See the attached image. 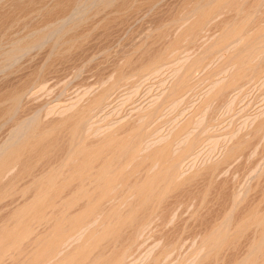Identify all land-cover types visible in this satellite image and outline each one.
<instances>
[{"label":"rangeland","instance_id":"obj_1","mask_svg":"<svg viewBox=\"0 0 264 264\" xmlns=\"http://www.w3.org/2000/svg\"><path fill=\"white\" fill-rule=\"evenodd\" d=\"M262 34L264 0H0V235L14 224L32 232L25 227V239L0 264H26L58 222L71 233L49 264L73 255L82 264L118 255L122 264H264V224L246 218L264 213V131L255 135L264 119V48L250 62L257 77L213 97L236 72L234 57ZM183 77L186 88L171 99ZM161 101L133 161L120 162L128 166L120 175L127 188H115L122 192L176 159L160 184L164 191L168 182L165 193L137 207V221L117 229L103 219L116 202L128 210L134 195L102 202L78 221L84 200L66 211L30 207L50 163L67 151L72 115L86 110L82 143L93 149L146 122ZM238 142L244 147L233 153ZM168 144V159L150 158ZM107 227L115 233L102 236Z\"/></svg>","mask_w":264,"mask_h":264},{"label":"bare ground","instance_id":"obj_2","mask_svg":"<svg viewBox=\"0 0 264 264\" xmlns=\"http://www.w3.org/2000/svg\"><path fill=\"white\" fill-rule=\"evenodd\" d=\"M223 2V1H222ZM225 2V1H224ZM256 2V1H255ZM255 2H252V3H255ZM226 3V2H225ZM204 4V3H203ZM257 4V3H256ZM255 4V5H256ZM208 5V4H207ZM206 5V6H207ZM233 5V4H232ZM198 6V5H197ZM205 6V5H204ZM211 6V5H210ZM203 7V6H202ZM208 7V6H207ZM257 7V6H256ZM210 8V7H209ZM197 9V8H195ZM213 9V8H212ZM255 11V9H254ZM196 12V11H195ZM198 12V11H197ZM204 13V12H203ZM207 13V11H206ZM210 14V13H209ZM200 17V16H199ZM248 18V17H247ZM247 22V21H246ZM245 22V23H246ZM204 23V21H203ZM249 23V21H248ZM247 23V24H248ZM246 24V25H247ZM237 26V25H236ZM240 26V25H239ZM260 26V25H259ZM242 27V26H241ZM236 28V27H235ZM239 28V27H238ZM243 28V27H242ZM240 28V30L242 29ZM245 28V26H244ZM263 29V27H261ZM247 30V29H246ZM258 30V29H257ZM263 31V30H262ZM242 32V31H240ZM239 33V30L238 32ZM245 33V32H244ZM254 33V32H252ZM263 33V32H262ZM225 34V37L227 36L226 33ZM230 33H228L229 35ZM246 34V33H245ZM238 35V34H237ZM250 35V34H248ZM260 35V34H259ZM258 35V37H259ZM264 35V34H262ZM239 36V35H238ZM256 36V35H255ZM243 38V36H241ZM245 37V36H244ZM249 36H247L246 39H248ZM262 37V36H260ZM259 37V38H260ZM224 38V37H223ZM231 38V37H230ZM235 38V37H234ZM255 38V37H254ZM226 39V38H224ZM45 40V39H44ZM217 40V39H216ZM223 40V39H222ZM228 40V39H227ZM226 40V41H227ZM233 40V39H232ZM245 41V40H244ZM248 41V40H247ZM44 42V41H43ZM225 42V41H224ZM222 42V43H224ZM221 43V42H220ZM221 43V44H222ZM226 43V42H225ZM248 43V42H247ZM218 44V43H217ZM247 45V44H246ZM19 47V46H18ZM30 48V47H29ZM246 48V47H245ZM262 48H264V39H258V40H255V39H251V42H249V45H247V48L245 49V51H243L242 54H240L239 52V55L237 53L238 56H235L234 57V63L237 65V70L236 72L233 71V75L232 77H230V81L222 86L218 91H216V93L214 94V98L216 96H220L225 90H228L230 88H236L235 86H237L240 81L244 80L245 79H248V77H257L259 74V72H257L256 70V65H251L250 62L252 61V59H254L257 55H258V52L259 50H261ZM15 50V49H14ZM23 50V49H21ZM25 50V49H24ZM217 50V49H216ZM243 50V48H242ZM241 50V51H242ZM20 51V49H19ZM238 52V51H237ZM13 54V53H12ZM210 54V53H209ZM206 56V55H205ZM204 56V57H205ZM230 56V55H229ZM208 58V57H207ZM256 60V59H255ZM259 62V61H258ZM194 63V62H193ZM195 65V64H194ZM193 65V66H194ZM200 66V65H199ZM188 67V66H187ZM260 67V66H258ZM262 68V66H261ZM221 69V68H220ZM189 70H192V69H188ZM264 70V69H263ZM262 71V70H261ZM213 72V71H212ZM121 73V72H120ZM193 73V72H191ZM263 73V72H262ZM184 75V74H183ZM187 75V74H186ZM213 75V74H212ZM189 76V75H188ZM189 79H187V77H183L181 78L178 83L174 86V88L171 90V94L170 95H167L169 97H171V99L173 98L174 95H176L178 93V91L180 92V90L185 87V84H186V81H188ZM249 80V79H248ZM225 82V81H224ZM117 83V82H116ZM241 84V83H240ZM239 84V86H240ZM244 85V84H243ZM111 88V87H110ZM109 89V88H108ZM227 92V91H225ZM224 92V93H225ZM182 93V92H181ZM100 94V93H99ZM108 94V92H103V94H101V96L99 95L98 98H96V100L94 101L93 105L94 104H97L99 102H101L102 100H104L106 97V95ZM226 94V93H225ZM228 94V93H227ZM108 97V96H107ZM167 98V100H169L170 98ZM213 97H211V101L214 102V100L212 99ZM177 98V97H176ZM217 98V97H216ZM93 99V98H92ZM166 99V98H165ZM174 99V98H173ZM222 100V99H221ZM220 100V101H221ZM163 101V100H162ZM160 102V104H158L157 107H155V109H150L148 111V114L147 112L145 114H147L146 116L143 117L144 118H147V121L144 122V123H141V125L139 126H133V127H130V130H126L128 133L125 132V136H118V137H109L108 140H106L104 143H102V145L98 146V147H93V149H91L92 147H89L85 144H83V138H82V130H81V127L83 125V123L85 122L86 120V110L85 111H82V112H78L77 114H74L72 115V118L69 120V134L67 133V137L70 138V139H67L69 140L68 142L66 143H69V146L65 147V149L67 148V151H64V155L63 156H60L59 159H57L55 162L53 163H50L51 165L49 166L50 169H48L46 172L45 175H46V179H42V181L44 183H40L41 186H38V189L36 187V196H35V199L33 202V204L30 206V207H34V208H42V206H47L46 208H49L51 206L56 208L59 207L58 205L60 204V206H62V208L65 210V209H71V207L75 206V205H81L79 203H81V201L84 202L82 203L83 205V209L79 211V213H81L78 217H77V221L82 219L84 215L86 214H89V213H92L93 210L96 208V207H99V204H101L102 202H111V201H116V200H120V199H126L128 198L129 196L131 195H134L135 198H136V202L134 204H132V202L130 204H126L127 206H129L128 210L126 211H123L124 213H122L121 211V207L123 206V204H125L124 202L122 201H119V202H116L114 204H112V206L109 208L108 212L105 214L104 218L106 220V222L108 221V224H110V226L112 225V227H114L113 224H116V227L118 224H120L121 226L124 224L126 225L127 223L128 224H131L130 222L128 221H134L136 219V217L138 216V210H137V207H140L141 205L143 206L144 204H146V202L148 200H150L152 197L155 198V196H158L161 194V192L163 191V188L160 189L162 183H164V181L166 180L165 178V173H166V176H168V172L170 170H172L173 168H175V165H176V159L172 160V161H169V164L168 166L165 168L164 171H159L158 173L154 174V175H151V176H148L144 181L142 182H139L138 184H133L131 185L130 183V189L131 190H123L122 192L120 191H115V188L119 185L117 184H122L123 186H126L127 188V182L128 180H123L122 177H120V175L124 172L127 164L125 165L124 163L120 164V162L122 161L123 158H125L126 156H128V158H130V160L132 159V157L135 156L137 150H138V145H139V142L138 141H141V138L144 136V127L145 125L149 122L150 119H152V117L154 115L157 114V116H159V112H161V107H163L162 105L163 104H166L164 102ZM166 102V100H164ZM209 101V100H206V102ZM210 101V102H211ZM92 102V101H91ZM102 103V102H101ZM100 103V104H101ZM205 103V102H204ZM92 105V103L90 104ZM92 105V106H93ZM157 104H155L156 106ZM237 105V104H236ZM99 106V104H98ZM88 107V106H87ZM91 107V106H90ZM88 107V108H90ZM154 107V106H153ZM166 107V106H165ZM92 108V107H91ZM90 108V110H91ZM12 109V108H11ZM89 110V109H88ZM89 110V111H90ZM88 112V111H87ZM197 113V112H196ZM200 114V113H199ZM140 116V114H139ZM32 119V117L30 118ZM67 120V119H66ZM142 121V120H141ZM63 122V121H62ZM139 122V121H138ZM68 123V122H67ZM150 123V122H149ZM66 125V124H65ZM147 126V125H146ZM186 126V129H187V125ZM184 126V127H185ZM26 127V126H25ZM68 127V126H67ZM129 129V128H128ZM185 129V128H184ZM183 129V130H184ZM51 130V129H50ZM68 130V129H67ZM146 130V129H145ZM181 130V129H180ZM38 131V130H37ZM53 131V130H52ZM264 131V119L258 124V126L256 127L255 129V135H258L256 133H259V132H262ZM24 132V130H23ZM29 132V131H28ZM39 132V131H38ZM47 132V131H46ZM51 132V131H50ZM184 132V131H183ZM203 132V131H202ZM21 133V132H20ZM25 134L27 132H24ZM84 133V132H83ZM23 134V135H25ZM32 134V133H31ZM117 134V133H116ZM22 135V136H23ZM180 135H181V132H180ZM56 136V135H55ZM177 137V134L175 135ZM43 137V136H41ZM40 137V138H41ZM45 137V136H44ZM46 137L47 134H46ZM45 137V138H46ZM60 137V136H59ZM63 137V136H62ZM40 138H38L40 140ZM20 139V138H19ZM50 139V138H48ZM47 139V141H49ZM56 139V138H55ZM195 139V138H194ZM198 139V138H197ZM21 140V139H20ZM37 140V138H36ZM42 140V139H41ZM40 140V141H41ZM45 140V139H44ZM61 140V139H60ZM39 141V142H40ZM46 141V140H45ZM51 141V139H50ZM55 141V140H54ZM192 141V140H191ZM247 141V139H246ZM17 142V140H16ZM53 142V140H52ZM84 142H86L84 140ZM195 142V141H194ZM193 141L191 143H194ZM240 142V141H239ZM238 142V143H239ZM244 142V141H243ZM42 143V142H41ZM51 143V142H50ZM198 143V142H197ZM251 143V142H250ZM45 144V143H44ZM243 144V143H242ZM242 144H237L235 146V148L233 149V153H237L241 147H244V146H240ZM13 145V144H12ZM32 145V144H31ZM51 145V144H50ZM56 145V144H55ZM67 145V144H66ZM142 145V144H141ZM139 145V146H141ZM189 145H192V144H189ZM188 145V147L190 148V146ZM195 145V144H194ZM11 146V145H10ZM33 146V145H32ZM43 146V144H42ZM165 146V145H164ZM162 147L161 149L157 150L156 152H154V154L150 157L152 160H157L158 163L159 162H163V161H160V160H163V159H168L167 157H169L170 153V148L173 146L168 144L167 146L165 147ZM25 147V146H24ZM45 147V145L43 146ZM47 147V146H46ZM187 147V148H188ZM193 147V146H191ZM234 147V146H232ZM246 147V146H245ZM26 148V147H25ZM28 148V147H27ZM30 148V147H29ZM36 148V147H35ZM54 148V147H53ZM140 148V147H139ZM185 148V147H184ZM11 149V148H10ZM44 149V148H43ZM50 149V148H49ZM64 149V150H65ZM5 150V149H4ZM45 150V149H44ZM53 150V149H52ZM174 150V149H173ZM190 150V149H189ZM8 151V149H7ZM19 151V150H18ZM17 151V152H18ZM35 151V150H34ZM38 151V150H37ZM63 151V150H62ZM188 151V150H187ZM6 152V151H5ZM16 152V154H17ZM20 152V151H19ZM49 152V151H48ZM4 153V152H3ZM7 153V152H6ZM10 153V152H9ZM15 153V152H14ZM23 153V152H22ZM184 154V153H183ZM1 155V154H0ZM20 154L18 155H15V156H19ZM9 156V155H8ZM11 156V155H10ZM14 156V155H13ZM12 156V157H13ZM14 156V158H16ZM39 156V155H38ZM179 156V155H178ZM182 156V155H181ZM188 156V155H187ZM231 156V155H230ZM10 157V159H12V161L14 160V158ZM59 157V155H58ZM57 157V158H58ZM149 157V156H148ZM180 157V156H179ZM178 157V159H179ZM233 157V156H232ZM7 158H8V161L10 160L9 157H6V161H7ZM149 158V159H150ZM55 159V158H54ZM1 160V159H0ZM26 160V159H25ZM129 160V159H128ZM148 160V158H147ZM170 160V159H169ZM133 161V159H132ZM228 161V160H227ZM5 162V159L4 161L2 160L1 161V166L4 167L2 165V163L4 164ZM11 163V160L9 161ZM8 163V165L10 164ZM157 163V164H158ZM167 163V162H166ZM165 163V165H166ZM135 164V163H134ZM7 165V164H5ZM25 165V164H24ZM49 165V164H48ZM136 166V165H135ZM152 166V165H151ZM1 167V168H2ZM128 167V166H127ZM145 168V167H144ZM152 168V167H150ZM42 169V168H41ZM137 169V166L136 168ZM6 170V168H5ZM31 171V170H30ZM43 171V170H42ZM127 171V170H126ZM131 171V170H130ZM151 171V170H150ZM149 171V172H150ZM5 172V171H4ZM133 172V171H132ZM4 174V173H2ZM124 174V173H123ZM129 174V173H127ZM132 174V173H131ZM130 174V175H131ZM138 174V173H137ZM136 174V175H137ZM146 174V173H145ZM176 174V172H175ZM44 175V176H45ZM126 175V174H125ZM2 176V175H1ZM176 176V175H175ZM125 177V176H124ZM127 177V176H126ZM139 177V176H138ZM127 179V178H126ZM139 179V178H138ZM169 179V177H168ZM170 179H172L170 177ZM171 181V180H169ZM41 182V181H40ZM167 182V181H166ZM172 182V181H171ZM137 183V182H136ZM168 183V182H167ZM164 184L166 185V188H167V185L168 184ZM170 183V182H169ZM117 185V186H116ZM173 185V184H172ZM163 186V185H162ZM171 186V185H170ZM119 188V187H117ZM165 188V190H166ZM169 188V187H168ZM124 189V188H123ZM118 190V189H116ZM165 190L162 192L163 194L165 193ZM167 192V191H166ZM62 194L65 195L64 197V201L62 199V202H55L56 200V197L58 196L59 198V195L62 196ZM162 195V194H161ZM49 196V198L47 197ZM51 196V198H50ZM163 196V195H162ZM161 197V196H160ZM49 199V200H48ZM88 200L87 204L84 205L85 203V200ZM58 200V199H57ZM106 200V201H105ZM131 200V198H130ZM133 200V199H132ZM153 201V200H152ZM149 202V201H148ZM127 203V202H126ZM156 203V202H155ZM153 202V204H155ZM105 204V203H104ZM49 206V207H48ZM126 206V207H127ZM150 206V205H148ZM156 206V205H155ZM27 207V206H26ZM81 207V206H80ZM44 208V207H43ZM125 208V207H124ZM31 209V208H30ZM62 209V211H63ZM97 209V208H96ZM35 210V209H34ZM53 210V208H52ZM60 210V208L58 209ZM143 210V209H142ZM66 211V210H65ZM252 211V210H251ZM36 212V211H35ZM38 212V210H37ZM64 212V211H63ZM69 212V211H68ZM255 212V211H254ZM263 212V211H262ZM33 213V212H32ZM102 213V211H101ZM39 214V213H38ZM252 214V215H251ZM249 217H246L248 220H250L252 223L254 224H260V225H257V226H261V224H264V216L260 215V216H257L255 213H251ZM21 215V213H20ZM30 215V214H29ZM28 215V217H29ZM34 216H36L35 214H33ZM76 215V214H75ZM102 215V214H101ZM152 215V214H151ZM259 215V214H258ZM32 216V215H31ZM39 216V215H38ZM253 216V217H251ZM103 217V216H102ZM24 218V217H23ZM35 218V217H34ZM86 218V217H85ZM29 219V218H28ZM142 220V219H140ZM22 221V220H21ZM84 221V220H83ZM82 221V222H83ZM137 221V219H136ZM145 221V220H143ZM81 222V223H82ZM249 222V221H248ZM26 223V222H25ZM143 225H144V222H142ZM63 224V223H62ZM13 225V224H12ZM15 225V224H14ZM13 225V226H14ZM26 225V224H25ZM29 225V224H28ZM53 225V224H52ZM65 225V224H64ZM75 225V224H73ZM73 225H70V226H73ZM81 225V224H80ZM118 225V226H120ZM11 226L10 228H8L7 230H3L1 232V235H0V258L3 257L5 254L7 255L8 252H11L13 249H17V247H19L18 245L20 244V242L22 241V239L24 238L25 239V232H27V229L30 233V228H27V225L24 226V224H17L15 225V227ZM47 226V225H46ZM105 226V225H104ZM131 226V225H130ZM141 225H139L140 227ZM9 227V226H8ZM24 227V228H23ZM27 229H26V228ZM68 227V226H66ZM76 227V226H75ZM79 227V226H78ZM263 227V225H262ZM61 228H62V225H61ZM60 228V225H59V222H58V225L56 224L53 228V231L49 232L48 235H47V232H46V235L43 236V239L45 236H47L46 239H44L42 241L41 239V242H39V247H36V245L34 246L33 244V247L37 248V249H34V250H37L36 253L30 257L29 261H26L25 263L26 264H49L50 261H52L53 258H55V256H58L57 254V250L60 249L59 247H61V245L63 246L62 242L64 241L66 235L68 233H66V230H62L64 228L61 229ZM69 228V227H68ZM72 228V227H71ZM122 228V227H120ZM119 228V229H120ZM67 229V228H66ZM115 229V228H114ZM118 229V227H117ZM69 230V229H68ZM78 230H81V229H78ZM139 230V229H138ZM36 231V230H34ZM71 231V230H69ZM116 231V229L114 230ZM113 229L111 227H107L103 233L102 236H104L106 234H110V232H113ZM118 231V230H117ZM68 232V231H67ZM79 232V231H78ZM217 232V231H216ZM32 233V232H31ZM30 233V234H31ZM66 233V235H65ZM71 233V232H70ZM69 233V234H70ZM120 233V232H119ZM262 233V232H261ZM41 234V233H40ZM68 234V235H69ZM217 234V233H216ZM215 234V235H216ZM29 235V234H27ZM93 235V234H92ZM116 235V234H115ZM40 236V235H39ZM106 236L104 238H106ZM225 236V235H224ZM42 237V236H41ZM73 237V236H72ZM101 237V236H100ZM213 237V236H212ZM217 237H219L217 235ZM222 237V236H221ZM261 237V236H260ZM28 238V237H27ZM68 238V237H66ZM70 238V237H69ZM95 238V237H94ZM220 238V237H219ZM264 238V237H263ZM40 239V237H39ZM96 239V238H95ZM215 239V238H213ZM218 239V238H217ZM225 239V238H224ZM68 240V239H67ZM94 240V239H93ZM133 240V239H132ZM264 240V239H262ZM36 241V239H35ZM66 241V240H65ZM91 241V240H90ZM95 241V240H94ZM100 241V240H99ZM216 241V239H215ZM96 242V241H95ZM214 242V240L212 241ZM210 242V243H212ZM218 242V241H217ZM225 242V241H224ZM261 242V241H260ZM263 242V241H262ZM77 243V242H76ZM97 243V242H96ZM95 243V244H96ZM130 243V242H129ZM86 244V242H85ZM254 244V243H253ZM264 244V242H263ZM93 245V244H92ZM212 245V244H211ZM259 245V244H257ZM82 246V245H81ZM84 246V245H83ZM255 246V245H254ZM253 246V247H254ZM32 247V248H33ZM217 247V246H216ZM259 247V246H257ZM83 248V247H82ZM85 248V247H84ZM87 248V247H86ZM262 248V247H261ZM260 248V249H261ZM62 249V248H61ZM121 249V248H120ZM125 249V247H124ZM128 249V248H127ZM252 249V248H251ZM255 249V248H254ZM253 249V251H254ZM33 250V249H32ZM31 250V251H32ZM64 250V249H63ZM123 250V249H122ZM257 250V249H256ZM30 251V253H31ZM84 251V250H83ZM82 249H81V252L83 253ZM124 251V250H123ZM127 251V250H126ZM210 251V250H209ZM263 251V250H262ZM13 252V251H12ZM61 252V251H60ZM78 252V251H77ZM257 252V251H256ZM15 253V252H14ZM33 253V252H32ZM76 253V251H75ZM89 253V252H88ZM253 253V252H252ZM255 253V252H254ZM11 254V253H10ZM25 254V253H24ZM57 254V255H56ZM68 254V253H67ZM74 254V253H73ZM71 254V255H73ZM124 254V253H122ZM251 254V253H250ZM256 254V253H255ZM5 255V256H6ZM55 255V256H54ZM66 255V253H65ZM78 255H81L80 252ZM83 255V254H82ZM85 255V254H84ZM87 255V254H86ZM91 255V254H90ZM111 255V254H110ZM14 256V255H13ZM54 256V257H53ZM68 256V255H67ZM126 256V254H125ZM77 256L73 255V256H68L67 258H61L59 260V262H57V264H79V259H81V256L79 257V259L76 258ZM111 258V257H110ZM123 258L124 256L123 255H118L116 256L115 258H112V260H110L107 264H122L123 262ZM159 258V257H158ZM86 259V258H85ZM249 259V258H248ZM54 260H57L56 258ZM101 260V259H100ZM1 261V259H0ZM24 261V260H23ZM20 262V261H19ZM81 264H82V259H81ZM55 263V262H54ZM124 263V262H123ZM19 264V263H18ZM21 264V263H20Z\"/></svg>","mask_w":264,"mask_h":264}]
</instances>
